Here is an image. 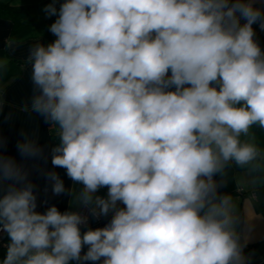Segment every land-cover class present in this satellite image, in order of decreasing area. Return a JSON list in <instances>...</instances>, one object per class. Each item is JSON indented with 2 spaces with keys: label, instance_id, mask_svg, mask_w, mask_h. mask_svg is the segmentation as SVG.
Segmentation results:
<instances>
[{
  "label": "clouds",
  "instance_id": "1",
  "mask_svg": "<svg viewBox=\"0 0 264 264\" xmlns=\"http://www.w3.org/2000/svg\"><path fill=\"white\" fill-rule=\"evenodd\" d=\"M43 12L55 39L28 50L21 111L54 136L22 129L17 160L0 135V264H251L220 189L233 167L264 172V0H49ZM30 160L68 209L38 210Z\"/></svg>",
  "mask_w": 264,
  "mask_h": 264
},
{
  "label": "crops",
  "instance_id": "2",
  "mask_svg": "<svg viewBox=\"0 0 264 264\" xmlns=\"http://www.w3.org/2000/svg\"><path fill=\"white\" fill-rule=\"evenodd\" d=\"M49 0H0L2 4L22 7L23 11L32 16V21L20 28H14L10 18L0 16V61H4V67L0 69V90L3 92L2 111H0V135L6 140L4 152L21 160L16 149V144L22 139V129L26 132L35 131L39 136L41 145L53 140V130L43 122V119L35 114L21 111V105L31 95L30 67L26 64L29 48L37 42L50 43L55 37L48 31L49 25L56 17L46 18L43 12L44 6ZM59 7V4H57ZM256 35L264 47V31L258 26ZM11 44V47L8 45ZM9 114H11L9 116ZM257 143L264 145V133L256 130ZM45 155L48 149L45 148ZM28 167L32 168L31 179L38 185L39 207L43 212L48 204H55L61 211L69 208V197L65 195L53 196L50 185L40 174V169H51L50 157L45 162L41 160L40 169L34 168L35 161H27ZM64 179L65 185L71 181L65 175L62 168L55 169ZM228 185L220 189L221 192L229 193L235 201L241 216V228L249 236L245 253L252 256V264H264V172H251L247 169L233 167L228 170ZM49 188L47 193L45 187ZM100 195L106 194L102 189ZM110 218V217H109ZM109 218H101L93 224V228L101 227ZM7 242V236L5 239ZM5 247L0 243V258L5 254Z\"/></svg>",
  "mask_w": 264,
  "mask_h": 264
},
{
  "label": "trees",
  "instance_id": "3",
  "mask_svg": "<svg viewBox=\"0 0 264 264\" xmlns=\"http://www.w3.org/2000/svg\"><path fill=\"white\" fill-rule=\"evenodd\" d=\"M0 16L10 18L17 29L32 21V16L23 11L22 7L10 4L0 3Z\"/></svg>",
  "mask_w": 264,
  "mask_h": 264
},
{
  "label": "built area",
  "instance_id": "4",
  "mask_svg": "<svg viewBox=\"0 0 264 264\" xmlns=\"http://www.w3.org/2000/svg\"><path fill=\"white\" fill-rule=\"evenodd\" d=\"M100 219H101V218H100ZM100 219H99V220H100ZM99 220H92V221L90 222V226L92 227L93 224H94L95 222L99 221ZM5 239H6V235L0 233V243L2 244V246H4V245L6 244ZM251 264H252V263H251Z\"/></svg>",
  "mask_w": 264,
  "mask_h": 264
}]
</instances>
